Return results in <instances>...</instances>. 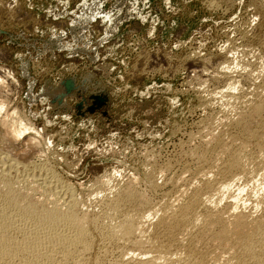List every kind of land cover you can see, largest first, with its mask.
Returning a JSON list of instances; mask_svg holds the SVG:
<instances>
[{
  "label": "rangeland",
  "instance_id": "374dc122",
  "mask_svg": "<svg viewBox=\"0 0 264 264\" xmlns=\"http://www.w3.org/2000/svg\"><path fill=\"white\" fill-rule=\"evenodd\" d=\"M214 1L3 0L0 71L14 73L12 105L35 129L26 136L44 142L37 157L78 190L95 186L93 195L104 179L142 180L151 160L172 161V172H180L182 146L199 122L219 115L218 100L211 110L204 101L232 80L249 90L240 58L264 70V51L240 40L258 24L261 0ZM8 6H23L22 18L12 22ZM235 60L240 74L235 63V73L223 76V61ZM68 79L75 90L61 101Z\"/></svg>",
  "mask_w": 264,
  "mask_h": 264
},
{
  "label": "bare ground",
  "instance_id": "6f19581e",
  "mask_svg": "<svg viewBox=\"0 0 264 264\" xmlns=\"http://www.w3.org/2000/svg\"><path fill=\"white\" fill-rule=\"evenodd\" d=\"M17 7L7 10L12 22L24 14ZM254 9L259 22L240 40L264 51V0ZM236 60L223 61L219 72L232 76L241 62L252 86L234 78L202 97L208 109L219 101V115L197 122L181 148L180 172L172 161L150 165L148 158L142 180L111 176L114 184L95 182L94 195L39 159L44 142L26 136L34 126L12 105L13 71L1 69L0 264H264V70Z\"/></svg>",
  "mask_w": 264,
  "mask_h": 264
},
{
  "label": "water",
  "instance_id": "95a60500",
  "mask_svg": "<svg viewBox=\"0 0 264 264\" xmlns=\"http://www.w3.org/2000/svg\"><path fill=\"white\" fill-rule=\"evenodd\" d=\"M63 87L66 90V93L62 94L61 97H58L61 99V101L64 99V97H66L68 94H70L73 90H75V86L76 83L74 82L73 79H68L66 81L63 82ZM92 98H96V97H92ZM102 100V99H101ZM105 101V100H104ZM101 105L104 103L103 101H100ZM96 107H90V111L94 112Z\"/></svg>",
  "mask_w": 264,
  "mask_h": 264
}]
</instances>
